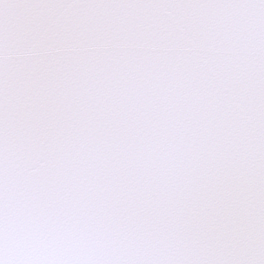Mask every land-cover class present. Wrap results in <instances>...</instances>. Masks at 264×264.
Here are the masks:
<instances>
[{
  "label": "snow or ice",
  "instance_id": "obj_1",
  "mask_svg": "<svg viewBox=\"0 0 264 264\" xmlns=\"http://www.w3.org/2000/svg\"><path fill=\"white\" fill-rule=\"evenodd\" d=\"M0 264H264V0H0Z\"/></svg>",
  "mask_w": 264,
  "mask_h": 264
}]
</instances>
